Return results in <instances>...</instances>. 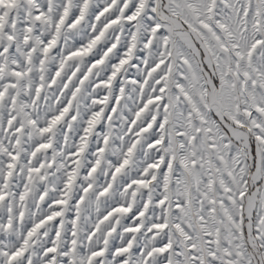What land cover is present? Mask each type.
I'll return each instance as SVG.
<instances>
[{"label":"snow or ice","instance_id":"snow-or-ice-1","mask_svg":"<svg viewBox=\"0 0 264 264\" xmlns=\"http://www.w3.org/2000/svg\"><path fill=\"white\" fill-rule=\"evenodd\" d=\"M0 264H264V0H0Z\"/></svg>","mask_w":264,"mask_h":264}]
</instances>
